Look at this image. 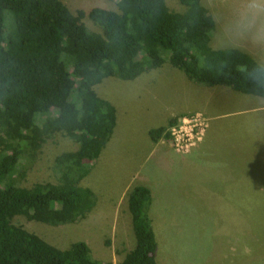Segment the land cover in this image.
Segmentation results:
<instances>
[{
    "label": "trees",
    "instance_id": "trees-1",
    "mask_svg": "<svg viewBox=\"0 0 264 264\" xmlns=\"http://www.w3.org/2000/svg\"><path fill=\"white\" fill-rule=\"evenodd\" d=\"M168 1L116 0L117 10L74 13L64 0H0V264H113L85 241L61 248L13 221L65 225L96 207L82 181L118 122L116 106L96 91L105 79L135 80L168 62L198 85L264 98V67L243 49L214 46L218 27L204 1L178 0L182 11ZM179 118L150 129L152 141L169 139ZM58 134L76 143L55 158L58 181L23 186L25 161ZM152 203L147 185L129 191L135 244L118 264H157Z\"/></svg>",
    "mask_w": 264,
    "mask_h": 264
},
{
    "label": "rangeland",
    "instance_id": "rangeland-1",
    "mask_svg": "<svg viewBox=\"0 0 264 264\" xmlns=\"http://www.w3.org/2000/svg\"><path fill=\"white\" fill-rule=\"evenodd\" d=\"M203 1L216 18L215 47H231L227 37L231 32L233 39L255 37L256 32L264 40V0ZM64 2L74 13L94 7L117 10L116 0ZM168 4L184 10L178 0ZM83 21L91 30L99 29L88 16ZM96 91L116 106L119 120L112 139L82 181L97 193L96 207L65 225L53 226L24 215L16 216L14 223L61 248L85 241L94 257L118 264L135 244L128 193L136 184H144L153 192L157 264H264V190H251L263 178L245 175L246 180L233 187L204 179L214 173L258 172L253 165L264 162V98L220 85H198L168 62L135 80L107 78ZM197 112L207 115L208 128L210 118L222 128V139L210 147L220 150L227 145L226 151L232 152L234 147L237 152L232 158L215 157L214 165L206 167V160L199 164L189 158H197L191 153L181 165L177 162L184 154L176 152L171 138L157 143L150 138V129L167 126L171 117L180 120ZM75 148L70 138L56 135L35 159L25 161L20 183L30 187L57 182L55 158Z\"/></svg>",
    "mask_w": 264,
    "mask_h": 264
},
{
    "label": "crops",
    "instance_id": "crops-1",
    "mask_svg": "<svg viewBox=\"0 0 264 264\" xmlns=\"http://www.w3.org/2000/svg\"><path fill=\"white\" fill-rule=\"evenodd\" d=\"M227 37L230 39L231 47H238L240 49H243L244 51L249 53L251 56H253L264 67V40H261L258 38L259 34L255 32V37L248 34L245 36V39H242L240 37L233 39L234 36L231 32L230 37H232V39L228 36V34H227ZM222 38H225V33H222ZM173 115H176V114L173 113L171 116ZM217 123L218 122H215L214 120L211 122V118H210V126L207 130V134L204 140H202L197 146H195L190 153L182 155V158H180L179 162H177L178 164L184 165L185 163H187V160H186L187 157L185 156L190 155L191 153H196L197 158H194L192 156H189V158L195 159V161H198L199 164L203 162L204 160H206L207 161L206 167L214 165L212 161H213V158L215 157L219 158L220 160H223V159H226V157L230 158V156L232 158L234 154H236L237 150L234 147H233V152L232 150L226 151L227 145H225V147L220 150L212 149L210 147V146L213 147V144H216L220 139H222L220 135L222 128H220V126L217 125ZM227 165L229 168V164ZM261 166L262 168L258 170V172L256 173L253 172V174L245 173V174L237 175V174H232V173H226V174L214 173L210 176L211 178L205 176L204 179L207 181H214V182L218 181L224 185H227L228 187L236 186L235 184L239 180H246L245 175L253 177L252 180H260L261 178H263L264 180V162L261 163ZM257 189L264 190V182H262L261 184H254V188L251 190H257Z\"/></svg>",
    "mask_w": 264,
    "mask_h": 264
},
{
    "label": "built area",
    "instance_id": "built-area-1",
    "mask_svg": "<svg viewBox=\"0 0 264 264\" xmlns=\"http://www.w3.org/2000/svg\"><path fill=\"white\" fill-rule=\"evenodd\" d=\"M169 129L172 146L176 152L188 154L203 140L208 122L203 113L197 112L183 116Z\"/></svg>",
    "mask_w": 264,
    "mask_h": 264
}]
</instances>
